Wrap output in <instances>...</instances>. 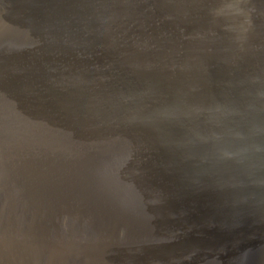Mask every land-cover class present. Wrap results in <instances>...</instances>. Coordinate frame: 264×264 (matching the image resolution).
I'll return each mask as SVG.
<instances>
[{
	"label": "water",
	"instance_id": "95a60500",
	"mask_svg": "<svg viewBox=\"0 0 264 264\" xmlns=\"http://www.w3.org/2000/svg\"><path fill=\"white\" fill-rule=\"evenodd\" d=\"M0 264H264V0H0Z\"/></svg>",
	"mask_w": 264,
	"mask_h": 264
}]
</instances>
